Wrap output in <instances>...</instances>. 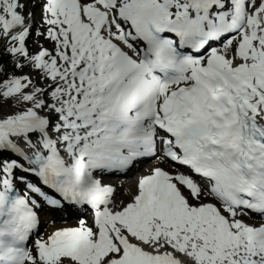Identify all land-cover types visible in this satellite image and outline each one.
Segmentation results:
<instances>
[{
  "label": "snow or ice",
  "instance_id": "6c2138e0",
  "mask_svg": "<svg viewBox=\"0 0 264 264\" xmlns=\"http://www.w3.org/2000/svg\"><path fill=\"white\" fill-rule=\"evenodd\" d=\"M0 264H264V0H0Z\"/></svg>",
  "mask_w": 264,
  "mask_h": 264
},
{
  "label": "bare ground",
  "instance_id": "6f19581e",
  "mask_svg": "<svg viewBox=\"0 0 264 264\" xmlns=\"http://www.w3.org/2000/svg\"><path fill=\"white\" fill-rule=\"evenodd\" d=\"M44 41H42L41 43L47 45L48 41L46 43ZM159 163H160L159 160L156 158L154 162H151L147 165H151V167H152L155 164H159ZM110 180H114V179L111 178ZM135 180L134 179H127V178H125L124 180L123 179H118V180L115 179L113 182L117 184V190L114 194V198H115V196H117V194H118V196L116 197V200H118V201L121 199L124 200V198H127V197L129 198L128 192L126 190L132 188V185L134 187V181ZM121 192H123V193L121 194ZM58 217H60V216H58ZM46 220L47 219H44V223H46ZM60 225H61L60 222L55 223V225H53V226L51 225V227L48 228V231H50L51 229H53L55 227H60Z\"/></svg>",
  "mask_w": 264,
  "mask_h": 264
},
{
  "label": "rangeland",
  "instance_id": "374dc122",
  "mask_svg": "<svg viewBox=\"0 0 264 264\" xmlns=\"http://www.w3.org/2000/svg\"><path fill=\"white\" fill-rule=\"evenodd\" d=\"M33 39L35 40L36 38H35V36H33ZM33 39L32 38H30L29 39V42L31 41V42H33L34 43V41H33ZM41 41H44L43 39L41 40ZM45 43L47 42V41H44ZM45 45V44H44ZM47 45H48V42H47ZM47 45H45V46H47ZM154 160H152V161H150V162H153ZM149 162V163H150ZM148 163V164H149ZM150 167H151V165H150ZM135 171H136V169H134V170H131V172L129 173L130 175H129V177H131V176H133L134 175V173H135ZM132 178V177H131ZM124 180V179H123ZM135 182V181H134ZM132 187H133V185H132ZM123 192H121V194H122ZM117 196H118V194H117ZM117 196H115V197H117ZM125 199V198H124ZM127 199H128V197H127ZM121 200H123V199H121ZM126 200V199H125ZM118 201V200H117ZM52 224V222L50 221H48L46 224H44L43 225V227L42 228H44V229H46L47 227H49L50 225ZM55 225V224H54ZM57 226V225H56Z\"/></svg>",
  "mask_w": 264,
  "mask_h": 264
}]
</instances>
